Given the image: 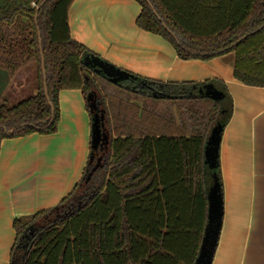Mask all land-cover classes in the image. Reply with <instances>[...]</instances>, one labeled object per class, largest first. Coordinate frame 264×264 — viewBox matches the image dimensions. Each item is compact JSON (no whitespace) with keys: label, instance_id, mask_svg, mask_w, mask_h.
Here are the masks:
<instances>
[{"label":"trees","instance_id":"obj_1","mask_svg":"<svg viewBox=\"0 0 264 264\" xmlns=\"http://www.w3.org/2000/svg\"><path fill=\"white\" fill-rule=\"evenodd\" d=\"M71 1L0 0L13 25L8 53L31 57L36 81L33 95L12 106L0 102V140L54 132L64 88L81 89L90 119L94 111L86 96L92 92L107 130L106 153L90 148L82 177L67 196L14 219L11 264H18V254L20 264H194L207 222L204 144L218 118L223 125L229 118L231 97L218 80L205 82L223 92L220 101L193 88L205 82L134 74V81L111 83L81 61L92 53L70 37ZM136 1V25L169 41L178 57L208 59L232 51L234 78L264 86V0H149L157 15ZM38 33L53 111L44 96ZM216 176L220 183L219 170Z\"/></svg>","mask_w":264,"mask_h":264},{"label":"crops","instance_id":"obj_2","mask_svg":"<svg viewBox=\"0 0 264 264\" xmlns=\"http://www.w3.org/2000/svg\"><path fill=\"white\" fill-rule=\"evenodd\" d=\"M140 9L136 0H72L67 11L70 37L143 78L224 84L232 107L218 146L222 218L210 264H264V86L234 78L232 51L208 59L178 57L169 41L136 25ZM7 13L0 8L3 96L12 83L22 88L27 79L36 89L31 57L18 50L8 53L13 25L5 21ZM57 97L54 132L0 140V264H11L14 219L54 207L72 191L86 166L91 119L84 95L79 88H64Z\"/></svg>","mask_w":264,"mask_h":264},{"label":"water","instance_id":"obj_3","mask_svg":"<svg viewBox=\"0 0 264 264\" xmlns=\"http://www.w3.org/2000/svg\"><path fill=\"white\" fill-rule=\"evenodd\" d=\"M144 1L151 8L153 13L157 15L151 2L149 0H144ZM168 32L171 34L174 40H177V37L170 30H168ZM244 36H242L239 40H237L233 45H235L238 41H240ZM38 38H40L39 33H38ZM81 61L88 69L92 70L93 72L101 74L113 84H121L128 81H134L136 79L134 74L126 70H123L121 68H118L113 64H111L110 62L94 54L83 55ZM40 64H41V72L43 79L44 96L47 99L51 111H53L52 101L48 98V94H47L44 58L42 55L41 46H40ZM193 88L196 89L197 93L209 97L215 101H220L223 98V92L220 89H218L212 82H205L201 86L199 87L193 86ZM86 100L89 101V107L92 110L95 109V112L92 114L91 117V131H90V148L94 150L99 146L102 139V130H101L102 117L100 116L98 110H96L97 104L95 102L92 92H89L87 94ZM221 122H222V118H218V120L212 126L204 144L203 163L208 175L207 222L205 225L204 234L202 237L198 255L195 259L194 264L211 263L214 248L216 245V241L221 226L222 196L220 190V183L216 176L218 171V146H219L221 131L224 126ZM28 228H29V233L32 234L33 226L30 225ZM22 237L27 238L28 236L27 234H24Z\"/></svg>","mask_w":264,"mask_h":264},{"label":"rangeland","instance_id":"obj_4","mask_svg":"<svg viewBox=\"0 0 264 264\" xmlns=\"http://www.w3.org/2000/svg\"><path fill=\"white\" fill-rule=\"evenodd\" d=\"M32 71L34 73V71H35L34 66H33ZM12 84L9 86V88L7 90V93H8L7 95H5V94H4V96L0 95V102L5 103L7 106H12L15 103H17L18 101L36 93V89L33 88V86L30 83V80H28V79L26 81H24L22 88L20 85H15V84L12 85ZM102 85L103 84L100 83V87H102ZM102 125H103L102 139H101V142L98 146V154H100V155L105 154L107 151V130L105 127V122L102 123ZM55 215H56V213H54L52 215V216H54L53 218H55ZM38 225H40V224H38ZM17 259H18L17 263L20 264L19 254L17 255Z\"/></svg>","mask_w":264,"mask_h":264},{"label":"flooded vegetation","instance_id":"obj_5","mask_svg":"<svg viewBox=\"0 0 264 264\" xmlns=\"http://www.w3.org/2000/svg\"><path fill=\"white\" fill-rule=\"evenodd\" d=\"M96 104H97V109L96 110H100L99 108V102L96 101ZM93 111L95 112V109H93ZM30 235V233H28ZM22 240L24 239L23 237L21 238Z\"/></svg>","mask_w":264,"mask_h":264}]
</instances>
